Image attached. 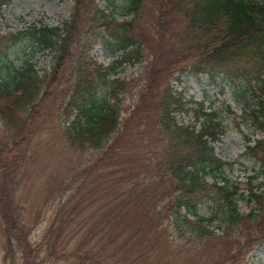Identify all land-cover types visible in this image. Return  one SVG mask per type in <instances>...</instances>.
<instances>
[{"label": "trees", "instance_id": "16d2710c", "mask_svg": "<svg viewBox=\"0 0 264 264\" xmlns=\"http://www.w3.org/2000/svg\"><path fill=\"white\" fill-rule=\"evenodd\" d=\"M12 1L0 0V15ZM109 3L107 12L96 0H75L72 18L63 27L44 26L34 33L28 41L31 55L49 48L55 59L53 70L42 75L30 60L19 67L6 58L20 33L2 35L0 30V58L5 56L0 62V115L11 126L10 138L0 140V222L8 249L23 252L29 242L22 200L17 201L31 153L26 147L34 140L29 137L64 97L62 133L68 145L75 151H103L94 168L78 172L84 178L78 204L96 200L99 194L92 192L89 181L99 169L107 170L97 182L98 192L105 193L100 199L107 200L83 220V248L65 254L64 262L127 264L142 257L136 243L158 231L173 240L177 253L182 252L178 239L194 249L203 242L234 239L237 252L253 241L264 247V191L241 192L226 174L229 165L215 154L214 144L224 133L219 110L211 106L209 113L204 103L193 101L187 107L171 86L175 73L189 71L208 75L212 83L238 87L247 98L245 115L264 133V0ZM116 13L133 18L121 22ZM98 46L117 54L107 67L93 56ZM150 57L148 81L124 118L130 81L117 77L118 69L143 65ZM189 112L195 123L186 125L179 115ZM248 150L261 166L255 181L264 176V140ZM16 164L23 174L11 178ZM242 199L251 206L248 214L240 210ZM203 205L212 206L209 216L200 214ZM75 211L76 207L68 214ZM66 213L62 208L57 220L67 223ZM56 250L57 256L63 254L60 245ZM217 260L211 264H226L232 258ZM142 264L160 261L142 258Z\"/></svg>", "mask_w": 264, "mask_h": 264}, {"label": "rangeland", "instance_id": "374dc122", "mask_svg": "<svg viewBox=\"0 0 264 264\" xmlns=\"http://www.w3.org/2000/svg\"><path fill=\"white\" fill-rule=\"evenodd\" d=\"M96 5L100 9L108 7L107 0H97ZM73 7L74 5L70 0H15L10 7L4 9L2 19H0V26L3 35L22 32L21 36H19L22 39L17 45L7 50L6 58L19 67H21L20 64L25 63L26 59L30 60L36 63V68L41 74L49 71L53 65L50 51L46 50L31 55L28 43V41L32 40L30 35L34 32L32 31L33 29H39L41 23L52 27L58 25L61 20L68 19ZM107 11L110 12V9ZM124 17L127 18V16ZM144 20L147 22L152 21V19L148 21L146 18ZM24 48H28V50H24ZM95 56L104 65H110L117 58V54H113L102 47L96 50ZM151 60L152 58L147 59L146 64L142 66L139 64L126 67L123 71L118 70L119 77L130 81L124 101V110L126 112H129L136 104L139 97L138 92L148 81L149 71L147 63ZM4 61L5 56H2L0 62L3 63ZM181 81L182 84L176 85L173 83V85H175L177 92L185 90L186 100H191L192 98L197 102L205 100V105L208 109V105L212 104L219 110L218 118L224 122L226 133L222 140L215 144L216 155L223 161L233 164L235 171L233 174L234 180L241 184V188H247V176L254 174V167L257 163L245 152L246 139L249 138L251 145H255V142L263 137L261 131L248 127V125L251 126L254 123H252L253 120L251 118L248 119V117L244 116L242 100L247 98L238 94V89L233 86H206V77L202 81L197 77L184 75ZM64 100L65 97L57 101L56 106L51 111V116L37 127L33 135H30L29 138L34 137V140L26 147L28 153L29 146L32 147L34 157L30 160L29 167L34 170L30 173V181L25 189L21 187L20 190L25 199L22 219L30 236L25 251L14 249L12 252H22L20 256L28 263L34 261L35 264H69L64 262L63 256L71 251L76 252L78 248L79 250L83 248V246L80 247L81 242L79 240L84 232V222L79 214L81 205L76 207L74 214H68L74 209L77 202H69L70 199H67L65 202L67 206L65 216L67 223L57 220L62 209L61 203H59L60 200L56 197L57 195L54 196L53 193H50L52 189L56 192L61 185L57 182L49 188L46 180L52 176L51 171H48L44 176L41 166H39V162L47 160L44 157H50L55 150L60 151V157L72 153L65 142L62 143L59 133L61 131ZM227 107L231 108L234 115L227 111ZM190 114L182 115L179 119L184 123H194V118ZM10 132L11 126L9 123L2 122L0 117V140L9 139ZM96 157L97 154L89 153L81 162L85 165ZM64 161L66 159L58 162V167ZM18 175L19 171H17ZM98 204H100L99 199L95 200V205L98 206ZM239 205L243 213L249 212L250 207L245 200H241ZM211 209L212 206L203 205L200 207V214L209 216ZM136 224L139 225L140 221L136 220ZM56 238L59 239L58 243ZM140 241L136 244L141 250L139 255L142 257H134L127 264H137L139 262L142 264V258L154 260L156 263L160 261V264H211L217 258L218 260H224L230 255L232 260L226 264H264V248H257L258 241H253L243 250L237 252V244L234 242L237 239L229 243L227 241L217 243L218 240L203 242L204 245H200L196 249L192 247L190 242L178 239L176 244L183 253H177L173 240L167 238L163 232H155V235ZM244 241L245 239L242 238V242ZM5 243L8 248L7 237L0 233V264H11L3 258L5 255ZM59 245L63 251L61 256H57L58 250L55 253L53 251V248L55 246L59 247ZM14 246L15 244L12 245V247Z\"/></svg>", "mask_w": 264, "mask_h": 264}]
</instances>
